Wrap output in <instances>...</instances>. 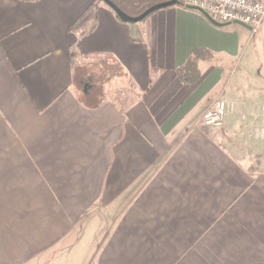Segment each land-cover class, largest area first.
<instances>
[{
	"label": "crops",
	"instance_id": "crops-1",
	"mask_svg": "<svg viewBox=\"0 0 264 264\" xmlns=\"http://www.w3.org/2000/svg\"><path fill=\"white\" fill-rule=\"evenodd\" d=\"M246 47L180 5L127 24L99 0H0V264H264V167L202 126L223 99L258 140L264 55ZM98 60L134 101L81 92Z\"/></svg>",
	"mask_w": 264,
	"mask_h": 264
},
{
	"label": "rangeland",
	"instance_id": "rangeland-1",
	"mask_svg": "<svg viewBox=\"0 0 264 264\" xmlns=\"http://www.w3.org/2000/svg\"><path fill=\"white\" fill-rule=\"evenodd\" d=\"M229 26H234L238 29L241 38L245 41V47L247 46L245 51L248 54L257 53L261 56L264 55V42L261 36L264 34V26L254 34L248 28L239 24H231ZM75 52L78 54L79 47L75 48ZM78 73L80 77L83 75L86 77L83 84L80 85L81 92L98 90L105 97L122 105H128L136 99L132 95L134 92L129 81L113 62L98 60L85 69H79ZM236 117L229 110L222 127L207 129L213 134L217 133L225 144L240 151L245 158L250 157L254 161L256 172H258L259 169L264 167V158L260 156L264 154V141L251 138L249 124L240 123V120Z\"/></svg>",
	"mask_w": 264,
	"mask_h": 264
},
{
	"label": "built area",
	"instance_id": "built-area-1",
	"mask_svg": "<svg viewBox=\"0 0 264 264\" xmlns=\"http://www.w3.org/2000/svg\"><path fill=\"white\" fill-rule=\"evenodd\" d=\"M184 8H197L222 25L239 24L253 34L264 26V0H178ZM229 112L226 100L219 99L202 121L204 128H220ZM258 140H264V129L255 132Z\"/></svg>",
	"mask_w": 264,
	"mask_h": 264
},
{
	"label": "trees",
	"instance_id": "trees-1",
	"mask_svg": "<svg viewBox=\"0 0 264 264\" xmlns=\"http://www.w3.org/2000/svg\"><path fill=\"white\" fill-rule=\"evenodd\" d=\"M124 13L131 17H139L148 9L173 0H111ZM101 3L102 0H99ZM97 5L87 9L83 16L76 22L73 27V32L79 34L81 37H86L93 33L97 27ZM150 17V16H149ZM148 17V18H149ZM147 18V19H148ZM201 57V53L195 54V57L189 62L183 71H179L181 80L193 79L197 74V60ZM197 79V78H196Z\"/></svg>",
	"mask_w": 264,
	"mask_h": 264
},
{
	"label": "water",
	"instance_id": "water-1",
	"mask_svg": "<svg viewBox=\"0 0 264 264\" xmlns=\"http://www.w3.org/2000/svg\"><path fill=\"white\" fill-rule=\"evenodd\" d=\"M24 1H36V0H24ZM102 2L106 6H108L117 15V17L122 22L127 23V24H138V23H141V22L145 21L149 16H151L152 14H154V13H156L158 11L165 10V9L171 8V7H176V6L179 5L178 0H173V1L168 2V3H162V4L154 6V7L150 8V9H148L145 13H143L139 17H131V16L127 15L126 13H124L111 0H102ZM189 9L201 12L203 15H205L207 17V19L213 25H215L217 27L226 26V25H222V24H219V23L215 22L208 14H206L205 12H203V11L197 9V8L189 7Z\"/></svg>",
	"mask_w": 264,
	"mask_h": 264
}]
</instances>
